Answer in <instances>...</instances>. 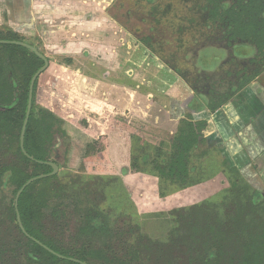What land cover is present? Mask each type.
<instances>
[{"label": "rangeland", "instance_id": "1", "mask_svg": "<svg viewBox=\"0 0 264 264\" xmlns=\"http://www.w3.org/2000/svg\"><path fill=\"white\" fill-rule=\"evenodd\" d=\"M204 1L0 0V31L15 33L48 59L34 102L52 111L64 131L54 134L59 146L52 157L63 188L45 212L58 206L66 224L53 228L48 217L43 224L61 247L87 244L75 232L89 202H100L114 229L122 228L123 217L138 226L142 236L135 239L142 243L146 237L168 242L172 210L216 201L242 175L264 197L262 155L246 160L242 148L231 151L233 139L220 129L223 106H203L214 95L232 94L233 100L244 90L233 91L243 73L257 71L259 57L228 43L220 29L198 25ZM210 51H223L211 66L205 54ZM189 114L206 121L205 139L191 158L192 183L182 187L161 177L155 164L162 165L179 121ZM13 198L10 190H0V247L6 248L0 257L5 264H25L8 251L17 240L7 211ZM119 239L118 255L125 243ZM109 243V237L96 241ZM142 257L140 263L151 264Z\"/></svg>", "mask_w": 264, "mask_h": 264}, {"label": "trees", "instance_id": "2", "mask_svg": "<svg viewBox=\"0 0 264 264\" xmlns=\"http://www.w3.org/2000/svg\"><path fill=\"white\" fill-rule=\"evenodd\" d=\"M199 11L202 19L197 20L198 25L213 31L220 29L229 43H237L239 47L251 46L247 50H253L259 57L257 71L248 75L243 73L244 80L233 90L236 93L264 69V0H205ZM0 39L20 41L11 31H0ZM42 65V59L30 49L0 43V190H10L14 198L28 179L51 172L52 167L46 162L58 165L52 158L59 146L54 134H64L60 124L62 121L52 111L36 107L34 95L38 78L34 84L32 107L24 134L23 148L26 154L19 143L29 83ZM231 97L232 94L214 95L203 106L216 111ZM205 127V120L193 119L191 114L179 121L171 151L162 158V165L155 164L161 177L182 187L192 183L191 173L196 167L191 163V158L205 139ZM143 159L146 160L147 156L144 155ZM231 168L238 171L236 167ZM242 176L240 180H233L228 192L216 201L208 198L172 210L174 218L169 219L172 229L168 242L146 237L145 242L141 243L142 238L135 239L136 235L142 236L138 226H131L123 217L125 226L114 229V223L110 221L109 214L102 211L100 202H89L75 232L87 244L82 243L70 250L61 247L55 236L44 229L46 217L53 228H63L66 224L64 211L58 206L45 212L48 202L63 188L57 173L48 175L29 183L18 198V214L29 237L16 222L14 198L10 209H6L8 219L15 222L14 227L19 235L16 233V243L12 246L9 244L8 251L22 256L25 264H80L58 257L37 240L55 253L88 264H142V256L151 264H264V197ZM126 234L132 235L130 242L125 240ZM104 237H109L110 243L97 246L96 241ZM118 239L122 241L121 245L123 240L125 242L120 255L115 253L118 244L115 245L117 242L114 241ZM3 249L0 247V256ZM181 255L186 259L178 261ZM0 262H4L3 257H0Z\"/></svg>", "mask_w": 264, "mask_h": 264}, {"label": "crops", "instance_id": "3", "mask_svg": "<svg viewBox=\"0 0 264 264\" xmlns=\"http://www.w3.org/2000/svg\"><path fill=\"white\" fill-rule=\"evenodd\" d=\"M251 86L253 96L249 90ZM242 89L223 105L226 119L221 122L220 129L229 135L226 138L233 139L231 151L242 148L246 160L258 159L259 154L264 158V73Z\"/></svg>", "mask_w": 264, "mask_h": 264}, {"label": "water", "instance_id": "4", "mask_svg": "<svg viewBox=\"0 0 264 264\" xmlns=\"http://www.w3.org/2000/svg\"><path fill=\"white\" fill-rule=\"evenodd\" d=\"M0 43H12V44H17V45H21L23 47H26L28 49H30L31 51H33L40 59H42L43 61V65L34 73V75L32 76L30 83H29V88H28V98H27V107H26V112H25V116H24V120H23V124H22V128H21V133H20V148L22 149V151L26 154V152L24 151L23 148V142H24V134H25V129H26V125L29 119V115H30V111H31V107H32V99H33V89H34V84L36 79L38 78V76L47 68L48 66V59L45 55H43L41 52H39V50L33 46L30 45L26 42L23 41H16V40H1L0 39ZM47 164H49L52 167V170L50 173L48 174H40L34 177H31L30 179H28L17 191L15 198H14V207H15V211H16V219L18 222V225L20 227V229L29 237V235L25 232L24 227L20 221V217L18 214V210H17V202H18V198L20 193L22 192V190L31 182L48 176V175H53L56 174L58 171V165L55 164L54 162H46ZM32 238V237H31ZM33 239V238H32ZM35 240V239H34ZM37 243H39L40 245H42L45 249H47L48 251H50L51 253L57 255L60 258H67L71 261L80 263V264H88L86 262L80 261L79 259L76 258H72V257H64L63 255H60L58 253H55L54 251H52L51 249L47 248L44 244L40 243L39 241L35 240Z\"/></svg>", "mask_w": 264, "mask_h": 264}, {"label": "flooded vegetation", "instance_id": "5", "mask_svg": "<svg viewBox=\"0 0 264 264\" xmlns=\"http://www.w3.org/2000/svg\"><path fill=\"white\" fill-rule=\"evenodd\" d=\"M223 33V32H222ZM224 36V35H223ZM226 41L229 43V41L226 39ZM232 44V43H231ZM245 49H250V46H245ZM253 50L250 51L252 53ZM205 54H208V64L214 65L215 63H218L223 58V51H210L205 52ZM210 65V66H211ZM17 222V219H16ZM18 224V222H17ZM19 226V225H18Z\"/></svg>", "mask_w": 264, "mask_h": 264}]
</instances>
